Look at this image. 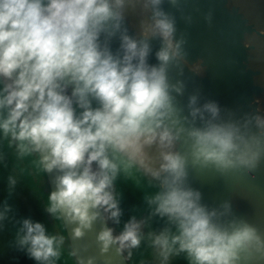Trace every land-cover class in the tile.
I'll return each instance as SVG.
<instances>
[{
    "label": "clouds",
    "instance_id": "9594fccd",
    "mask_svg": "<svg viewBox=\"0 0 264 264\" xmlns=\"http://www.w3.org/2000/svg\"><path fill=\"white\" fill-rule=\"evenodd\" d=\"M180 3L0 0V164L11 158L14 168L52 176L44 211L67 233L18 218L8 202L18 178L8 174L0 232L11 228L8 246L34 264H58L66 244L97 224L99 254L114 251L121 264L142 245L158 264L264 258V233L236 216L231 200L204 203L189 180L204 171L251 177L264 163V115L222 116L215 101L198 105V94L181 104L186 84L170 72L183 76L187 40L164 7L179 11ZM204 20L211 24V11ZM191 70L199 74V62ZM121 178L151 189L142 196L146 215L122 222ZM68 254L76 264L96 261L73 247Z\"/></svg>",
    "mask_w": 264,
    "mask_h": 264
},
{
    "label": "water",
    "instance_id": "95a60500",
    "mask_svg": "<svg viewBox=\"0 0 264 264\" xmlns=\"http://www.w3.org/2000/svg\"><path fill=\"white\" fill-rule=\"evenodd\" d=\"M164 7L176 15L177 34L184 33L187 40L183 76H179L176 69L170 72L173 80L180 79L186 84L183 96L178 97L181 104L187 103L189 95L198 94V105L215 101L222 116L231 110L236 118H242L257 109L264 115V0H181L179 11L167 4ZM209 11L212 12L211 24L204 20V14ZM184 16L191 17L190 24L184 22ZM129 20L135 22V17L130 16ZM246 37L252 38L248 47L243 46ZM116 46L113 42V49ZM157 46L153 41L154 51ZM149 62H156L154 56ZM197 62L201 71L194 74L191 67ZM10 173L18 178V185L8 199L16 216L31 218L45 224L51 232L67 235L63 225L44 211L47 195L53 190L52 176L42 174L34 166L14 168V161L9 158L7 167L0 164V191H4L7 198L6 177ZM189 180L202 192L204 203L215 207L224 200H231L234 214L264 233V163L251 177L238 173L220 177L204 171L192 172ZM128 182L135 198L141 200L143 195L139 188L131 180ZM99 227L97 224L83 239L66 244L64 253L72 264H76V260L68 254L71 247L82 257H96L95 264H121L114 251L105 256L99 254L95 243V231ZM68 233L70 235V229ZM8 235H12V231L0 232L3 238ZM12 250L7 246L6 255L12 257ZM183 263L181 259L173 261V264ZM125 264L130 262L127 260ZM246 264H264V258L253 257Z\"/></svg>",
    "mask_w": 264,
    "mask_h": 264
},
{
    "label": "rangeland",
    "instance_id": "374dc122",
    "mask_svg": "<svg viewBox=\"0 0 264 264\" xmlns=\"http://www.w3.org/2000/svg\"><path fill=\"white\" fill-rule=\"evenodd\" d=\"M133 182V181H132ZM134 183V182H133ZM135 184V183H134ZM117 192L120 193V207L122 209L123 215H122V222L126 221L131 215L137 214V215H146V212L144 210V205L141 200H137L135 198L134 193L131 190V186L128 182V180H125L124 178H121L117 181ZM139 188L140 193L143 195L145 192L151 191V189H148L141 184ZM7 195L4 191H0V201H3ZM9 204L10 201L8 200ZM131 204L133 206L131 207ZM15 209V208H14ZM16 212V210H15ZM158 223L156 221H153V227H158ZM9 231L11 228L7 229ZM12 239V235L5 236L4 238L0 236V264H34V261L29 259L23 252L17 251L13 248L12 257L14 258V261L12 257L6 255L7 254V246L9 244V241ZM7 245L5 246V244ZM9 247V246H8ZM145 245H142L139 249L135 250L133 253V257L128 260L130 264H157L154 256L152 255L151 250L146 249ZM63 260V261H62ZM184 262L183 264H186V262L181 259ZM72 264L70 258L64 253L61 260L58 262V264Z\"/></svg>",
    "mask_w": 264,
    "mask_h": 264
}]
</instances>
